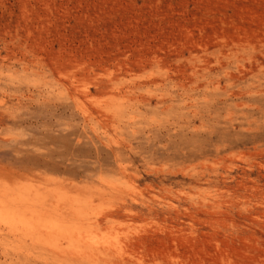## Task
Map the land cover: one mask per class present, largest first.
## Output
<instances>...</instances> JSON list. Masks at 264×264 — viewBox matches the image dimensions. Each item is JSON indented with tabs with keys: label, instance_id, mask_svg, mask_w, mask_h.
Returning <instances> with one entry per match:
<instances>
[{
	"label": "rangeland",
	"instance_id": "374dc122",
	"mask_svg": "<svg viewBox=\"0 0 264 264\" xmlns=\"http://www.w3.org/2000/svg\"><path fill=\"white\" fill-rule=\"evenodd\" d=\"M0 218V264H264V0H0Z\"/></svg>",
	"mask_w": 264,
	"mask_h": 264
},
{
	"label": "bare ground",
	"instance_id": "6f19581e",
	"mask_svg": "<svg viewBox=\"0 0 264 264\" xmlns=\"http://www.w3.org/2000/svg\"><path fill=\"white\" fill-rule=\"evenodd\" d=\"M4 211V210H3ZM2 211V212H3ZM14 217H15V215H13ZM12 216V214H11V217H9V218H11V223L10 224H12L13 225V223H16V224H20V226H21V228L23 227V226H26V224H27V222H26V220L25 219H19V218H14ZM18 216V215H17ZM3 217H7V216H3ZM8 218V219H9ZM1 219V218H0ZM34 220V219H33ZM29 221V220H28ZM32 222H35V220L34 221H32ZM42 224H44V223H42ZM42 224H40V225H42ZM46 224V223H45ZM47 225V224H46ZM17 226H19V225H17ZM49 226H50V228H51V231L52 230H54L55 231V229L57 230L58 229V226H57V224H54V223H51V224H49ZM42 228H43V225H42ZM40 229V228H39ZM45 229V228H44ZM12 230V229H11ZM23 230V229H22ZM47 230H48V228H47ZM29 231V230H28ZM31 231H32V229H31ZM53 232V231H52Z\"/></svg>",
	"mask_w": 264,
	"mask_h": 264
}]
</instances>
